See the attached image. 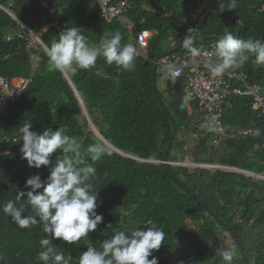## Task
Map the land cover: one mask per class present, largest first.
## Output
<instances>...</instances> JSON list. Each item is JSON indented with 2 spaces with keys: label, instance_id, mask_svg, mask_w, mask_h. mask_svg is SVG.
Segmentation results:
<instances>
[{
  "label": "trees",
  "instance_id": "16d2710c",
  "mask_svg": "<svg viewBox=\"0 0 264 264\" xmlns=\"http://www.w3.org/2000/svg\"><path fill=\"white\" fill-rule=\"evenodd\" d=\"M107 1L110 5L124 2L121 13L111 20L101 15L99 0H0V76L32 78L24 91L0 108V264H43L38 259L39 241L52 239L43 232L42 222L20 228L3 212L9 200L25 203L23 198L17 200V194L30 190L25 187L27 178L39 174L47 179L52 166L29 168L22 158L19 128L26 121H31V130L37 132L65 127L66 134L81 144L82 152L90 144L104 145L108 154L97 162L89 159L96 174L86 181L98 193L97 212L103 214L104 222L84 239H90L98 250L114 230L130 234L149 219L163 229L164 246L174 234L190 232L187 219L208 217L213 222L206 219L202 230L191 236V242L202 251L207 235H214L213 228L219 223L215 213L231 226L241 244L250 248L252 264H264V115L252 108L250 97L229 95L223 121L231 136L217 144L197 103L193 102L192 111L184 103L187 74L179 79L169 77L165 92L158 87L156 91L152 61L164 53L165 38L173 41L171 52L188 51L182 41L191 31L194 46L217 41L225 29L241 39L264 41V0H237L235 10L223 13H219L222 0ZM74 26L81 28L89 43L119 33L122 44L133 43L138 49V31L150 30L152 36L146 57L137 53L131 70L109 65L101 56L88 69L57 71L50 65L45 47L58 40L66 27ZM34 33L44 44L35 40ZM230 70L261 86L264 93V66L257 65L254 57ZM226 81L230 88L243 85L235 77ZM78 93L108 142L91 128ZM170 115L178 129L174 136ZM187 131L198 136L189 151L184 149ZM170 140L165 164L162 160ZM175 152H180L182 159ZM59 155L58 150L50 158L53 165ZM187 157L198 165L185 164ZM179 160L184 163H176ZM204 164L238 167L255 174ZM205 206L213 211L211 215L206 214ZM34 214L30 207L25 213ZM205 226L211 229L208 234ZM84 239L75 244L53 240V244L71 255V264H79L86 250ZM240 264H244L242 256Z\"/></svg>",
  "mask_w": 264,
  "mask_h": 264
},
{
  "label": "clouds",
  "instance_id": "9594fccd",
  "mask_svg": "<svg viewBox=\"0 0 264 264\" xmlns=\"http://www.w3.org/2000/svg\"><path fill=\"white\" fill-rule=\"evenodd\" d=\"M236 7L237 0H222L219 13L235 10ZM33 36L35 38L40 35ZM37 39H35L37 42L44 44L43 40ZM194 40L193 35L187 34L182 46L192 56H199L200 49L194 46ZM121 41L119 33H108L98 43H89L80 27H66L59 33L58 40L54 39L50 46L45 47V54L50 65L57 71L88 69L94 66L101 56L109 65L115 64L117 67L131 70L135 66L137 53L145 56L148 45L140 48L137 42V49L133 43L122 44ZM169 53H162L159 55L160 59ZM250 57L255 58L257 65L264 66V41L253 38L241 39L225 29L224 34L216 42L215 52L209 54L207 62L212 73L221 76L226 70L243 65ZM155 58L152 59L154 63ZM160 59L158 69L166 70L173 79L182 77L176 78L179 73L174 70L173 65H167L166 69L162 67ZM79 98L82 108L86 107L82 97ZM184 103L187 104L185 98ZM89 121L93 123L92 119ZM93 125L95 126L94 123ZM32 127L31 121H26L19 128L22 158L27 160L29 168L40 169L42 166L52 165L49 168V175L47 179H42L39 174L27 178L25 187L30 190L17 194V200L23 198L25 203L17 205L13 200H9L3 205V212L20 228H29L42 222L43 232L52 237L39 241L41 251L38 259L43 264H71V255L66 256L53 244V240L75 244L88 238L89 234L96 231L104 222L103 214L97 212L98 193L93 192L92 184L86 181L96 174V168L88 162L89 159L97 162L108 153L101 143L90 144L82 152L81 144L75 137L66 134L65 127L60 126L58 130L48 127L42 132L33 131ZM58 150L61 155L57 156L53 165L50 158ZM29 207L34 211V215H25ZM164 240L163 229L149 219L144 227H138L130 234L114 230L110 238L102 241L99 250L90 239H84L86 250L81 253L79 264H158V258L153 256V250H159ZM222 255L226 262H230L233 253L225 250Z\"/></svg>",
  "mask_w": 264,
  "mask_h": 264
},
{
  "label": "built area",
  "instance_id": "2783aa9c",
  "mask_svg": "<svg viewBox=\"0 0 264 264\" xmlns=\"http://www.w3.org/2000/svg\"><path fill=\"white\" fill-rule=\"evenodd\" d=\"M100 1V12L106 20H111L113 17L121 13L120 6L124 2H119L117 5L108 4L107 0ZM51 14L55 16L54 10L51 9ZM53 24H57V21ZM151 32L141 30L137 32V42L141 47L148 45V38ZM37 37V36H36ZM38 38V37H37ZM217 41L209 43H200L197 48L200 49L199 56H192L189 51L184 53H169L160 59V65L166 69L167 65H173L174 70L179 73L176 78L181 77L184 73L187 74V86L185 102L187 104L197 103L198 110L205 114L208 119V128L214 132V142L220 143L228 139L231 135L226 132L223 121V114L228 96L250 97L251 106L257 110L259 115H264V93L261 87L257 84H250L245 77L238 75L233 70H226L221 76H216L212 73L208 65V56L215 52ZM33 44V43H32ZM33 67H37V62L33 63ZM237 78L243 85L241 87L230 88L226 79ZM31 77H17L9 79L0 76V108L8 101L17 97L31 81ZM264 147V140L262 142ZM190 165H197L195 162H188ZM210 167H219L242 171L250 174H255L252 171L232 167L227 165H206Z\"/></svg>",
  "mask_w": 264,
  "mask_h": 264
},
{
  "label": "flooded vegetation",
  "instance_id": "af4514ba",
  "mask_svg": "<svg viewBox=\"0 0 264 264\" xmlns=\"http://www.w3.org/2000/svg\"><path fill=\"white\" fill-rule=\"evenodd\" d=\"M207 215H211L210 212H206ZM209 219L204 217L202 219H187L186 223L188 226L189 233H179L174 234L170 241L161 246L159 250H153V256L158 258V264H240V257L244 253L249 256V264H252V259L250 256V248L245 247L241 244V241L237 238L236 233L232 230L231 226L227 222L215 218L219 223L213 228L215 234L208 236L206 242L204 243V248L199 251V246L197 247L191 241V236L193 234L199 233L202 228L201 226L206 224L205 220ZM212 223V220H208ZM227 224V226H225ZM185 230V229H184ZM211 229L208 226L204 227L206 234L210 232ZM239 240V241H238ZM230 241L231 244L229 243ZM229 250L233 253L230 262H226L223 258V251ZM152 257H149L151 259ZM244 260V258H243ZM244 264H246L244 260Z\"/></svg>",
  "mask_w": 264,
  "mask_h": 264
},
{
  "label": "rangeland",
  "instance_id": "374dc122",
  "mask_svg": "<svg viewBox=\"0 0 264 264\" xmlns=\"http://www.w3.org/2000/svg\"><path fill=\"white\" fill-rule=\"evenodd\" d=\"M170 38H165L164 39V43H165L163 45L164 53H168V52L175 53V52H171L170 51L171 48L173 47L172 46L173 41H171ZM35 39L38 40L36 36H35ZM174 49H176V51H177V46H174ZM157 74H158V76H157V87H158V89L160 91L165 92V89L167 88V85H168L169 75H168L167 71L164 70V69H162V68H159L158 69V73ZM188 106H189V110L192 111V109H193L192 106L191 105H188ZM82 113L86 117H88L89 120H90L91 116H90L89 112H88V115H86L87 113H86L85 110H83ZM90 126H91L92 129H94L97 132L98 128L96 126H94L91 121H90ZM185 135H186V138L188 139V144L184 147V149H187L189 151V150L192 149V147H194L197 144V142H198L197 137L198 136L194 132H192V131H187L185 133ZM175 154L177 155V157L179 159L180 158L182 159V154L180 152H175ZM185 160H186V163L192 162L191 161L192 158H190V157H187ZM176 163L183 164L184 162L179 160V161H176ZM231 242L232 241H230L229 243L231 244Z\"/></svg>",
  "mask_w": 264,
  "mask_h": 264
},
{
  "label": "water",
  "instance_id": "95a60500",
  "mask_svg": "<svg viewBox=\"0 0 264 264\" xmlns=\"http://www.w3.org/2000/svg\"><path fill=\"white\" fill-rule=\"evenodd\" d=\"M213 1H214V0H212L211 2H213ZM207 8H208V7H206V8L203 10V12H204ZM28 29L30 30L29 27H28ZM34 34H35V33H34ZM190 34L192 35V31H191ZM35 35H36V34H35ZM38 38L42 41V39H41L40 36H38ZM42 42H43V41H42ZM164 55H165V54H164ZM164 55H163V56H164ZM160 57H161V56H158V57L155 58L154 70H153V82H154V87H155V90H156V91H157V69H158V60L160 59ZM66 76H67L69 79H71V78L69 77V75H68L67 72H66ZM78 96L80 97V94H79V93H78ZM80 99H81V98H80ZM81 101H82V100H81ZM161 103H163V101H161ZM83 108H84L86 111H88L87 108H86L85 106H83ZM87 115H88V112H87ZM170 116H171V121H172V124H173V136H174V135H176L178 129H177V125H176V122H175L174 117H173L172 115H170ZM90 120H91V119H90ZM97 131H98V130H97ZM98 133H99V135H100L103 139H105V138L100 134L99 131H98ZM105 140H106V139H105ZM106 141H107V140H106ZM171 145H172V141L170 140V141L168 142L167 146H166V149H165V152H164V157H163V160H162V162L165 163V164H167V156H168L169 150H170V148H171ZM138 159H139V158H138ZM141 160H144V159H141ZM145 161L160 162V161H156V160H145ZM172 176L174 177V179H176V177H175L174 174H172ZM180 185H181L182 188L185 189L186 192H189L193 197H195V194L191 193L187 187H185L182 183H180ZM205 208H206L210 213H213V211H212L211 209H209L207 206H205ZM213 214H214V216H215L216 218H218L217 215H216L215 213H213ZM220 220H221V219H220ZM221 221H223V220H221ZM225 226H227V224H226ZM227 227H228V226H227ZM228 228H229V227H228ZM238 241H239V240H238ZM242 254H243V258H244L246 264H249V256H248L246 253H244L243 251H242Z\"/></svg>",
  "mask_w": 264,
  "mask_h": 264
}]
</instances>
